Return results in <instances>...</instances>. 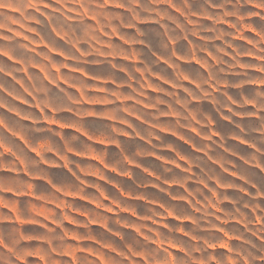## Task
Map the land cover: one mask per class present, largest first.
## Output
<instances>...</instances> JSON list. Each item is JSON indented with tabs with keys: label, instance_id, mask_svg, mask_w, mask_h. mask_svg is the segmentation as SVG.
I'll list each match as a JSON object with an SVG mask.
<instances>
[{
	"label": "clouds",
	"instance_id": "clouds-1",
	"mask_svg": "<svg viewBox=\"0 0 264 264\" xmlns=\"http://www.w3.org/2000/svg\"><path fill=\"white\" fill-rule=\"evenodd\" d=\"M0 264H264V0H0Z\"/></svg>",
	"mask_w": 264,
	"mask_h": 264
},
{
	"label": "rangeland",
	"instance_id": "rangeland-1",
	"mask_svg": "<svg viewBox=\"0 0 264 264\" xmlns=\"http://www.w3.org/2000/svg\"><path fill=\"white\" fill-rule=\"evenodd\" d=\"M106 203H107V201H106ZM109 214L111 215L112 213H111V212H109Z\"/></svg>",
	"mask_w": 264,
	"mask_h": 264
}]
</instances>
